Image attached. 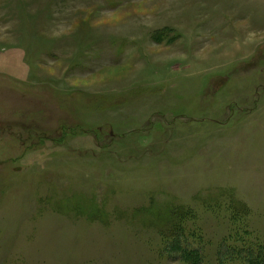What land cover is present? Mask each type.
<instances>
[{
  "label": "rangeland",
  "instance_id": "374dc122",
  "mask_svg": "<svg viewBox=\"0 0 264 264\" xmlns=\"http://www.w3.org/2000/svg\"><path fill=\"white\" fill-rule=\"evenodd\" d=\"M0 264H264V0H0Z\"/></svg>",
  "mask_w": 264,
  "mask_h": 264
},
{
  "label": "bare ground",
  "instance_id": "6f19581e",
  "mask_svg": "<svg viewBox=\"0 0 264 264\" xmlns=\"http://www.w3.org/2000/svg\"><path fill=\"white\" fill-rule=\"evenodd\" d=\"M242 37V36H241Z\"/></svg>",
  "mask_w": 264,
  "mask_h": 264
}]
</instances>
